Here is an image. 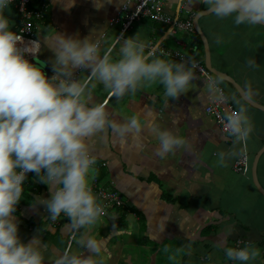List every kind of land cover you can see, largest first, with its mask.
I'll list each match as a JSON object with an SVG mask.
<instances>
[{
  "label": "crops",
  "instance_id": "crops-1",
  "mask_svg": "<svg viewBox=\"0 0 264 264\" xmlns=\"http://www.w3.org/2000/svg\"><path fill=\"white\" fill-rule=\"evenodd\" d=\"M44 1L45 17L35 32L39 41L37 58L48 66L52 75L54 54L48 45L55 32L81 39L94 33V39L100 37L101 54L112 48V56L118 58L123 40L116 42L120 24L113 20L120 15L122 6L116 0L100 10L94 8L92 0H76L67 12L52 0ZM178 4L179 0H170L166 13L177 15ZM204 10L207 7L203 2L193 4L190 0L183 6L180 17L193 21ZM16 13L14 5L5 13L12 22L13 32ZM198 23L208 43L212 69L231 78L243 91L250 84V99L264 106V26H238L232 17L220 19L213 14ZM136 34L146 45L159 42L196 61L202 57L201 65H205L202 42L200 45L194 35L170 33L166 27L148 20L134 23L123 39ZM249 60L257 66H250ZM193 73L188 90L176 99L166 97L158 81L144 83L135 93L120 98L93 81L96 87L90 95L86 93L87 103L104 104L111 119L124 123L135 116L143 129L139 137L129 135L123 142L114 139L110 128L93 137L91 146L96 160L93 167L101 179L98 185L119 193L127 207L133 209L123 216L118 212L120 209L109 208L93 228L95 237L105 241L106 253L94 257L103 264H241L225 255V249L236 239L246 240L247 246L258 251L257 257L246 264H264V196L252 179L253 164L258 157L256 177L264 190V113L243 102L225 79L215 78L209 72L216 85L230 96L234 108H245L251 122L247 141L234 144V138L222 133L205 113V107L214 98L209 95V83ZM89 74L88 69H76L73 78L84 79ZM155 127L172 129L187 139V148L182 146L163 158L156 157L159 140L153 131ZM243 154L247 165L235 171L234 164ZM29 178L13 213L18 221V236L25 244L37 237L41 246L49 249L44 264H54L67 241L69 233L64 227L70 221L62 216L56 221L48 218L46 206L34 201L37 197L50 199V187L32 174ZM94 179L97 180L96 176ZM83 231H77L76 237ZM73 241L72 253H78V245ZM80 251L85 258L94 256L88 249Z\"/></svg>",
  "mask_w": 264,
  "mask_h": 264
},
{
  "label": "clouds",
  "instance_id": "clouds-1",
  "mask_svg": "<svg viewBox=\"0 0 264 264\" xmlns=\"http://www.w3.org/2000/svg\"><path fill=\"white\" fill-rule=\"evenodd\" d=\"M113 2L92 0L96 10ZM197 2H203L207 12L217 18L232 17L238 26L264 24V0H193V4ZM11 3L12 0H0V264H44L49 252L37 237L25 244L18 236V221L13 213L22 199L29 172L35 173L51 191L50 199L37 197L34 203L45 205L52 221L61 215L67 217L70 222L64 231L78 245V253L63 251L54 264H103L102 260L94 259L106 253V246L93 232L104 212L91 185L96 172L93 137L110 128L114 139L123 142L129 135L139 137L143 129L135 116L124 123L111 119L104 104L87 103L86 93L90 95L96 87L93 81L117 98L135 93L144 83L158 81L164 87V95L176 99L188 90L196 65L186 67L183 62L168 61L146 51L147 45L137 34L123 39L118 58H114L112 48L101 54L100 37L94 39V33L81 39L55 32L48 45L54 54L51 62L54 75L46 78L42 71L44 62L37 66L26 59V54L38 52L39 41L21 47L22 36L10 30L12 22L5 13L10 11ZM52 3L67 12L76 0H52ZM116 3L127 7L131 0ZM248 63L257 66L253 60ZM76 69H88L90 74L75 79ZM216 83L209 84V95L223 103L227 97ZM242 96L251 98L250 84ZM222 120L234 144L247 141L252 125L244 107L226 112ZM153 131L159 140L156 157L163 158L182 146L187 148V139L172 129L155 127ZM80 229L84 231L76 237ZM80 249H88L94 256L85 258ZM225 255L246 264L257 257L258 251L247 245L229 247Z\"/></svg>",
  "mask_w": 264,
  "mask_h": 264
},
{
  "label": "built area",
  "instance_id": "built-area-1",
  "mask_svg": "<svg viewBox=\"0 0 264 264\" xmlns=\"http://www.w3.org/2000/svg\"><path fill=\"white\" fill-rule=\"evenodd\" d=\"M170 0H131V3L120 8V15L118 18L113 20V23L120 24V34L117 37L116 42L123 40L124 34L128 32L134 23H138L141 20H148L156 24L166 27L168 32L176 33L183 32L186 34L194 35L196 34L193 21L191 18H181V10L183 6L190 2V0H179L178 13L177 15H169L165 11L166 5ZM11 5L16 8V21L14 32L22 36L21 47L27 46L30 41L35 39V32L38 29V24H40L45 17L46 4H39L33 6L31 0H12ZM39 49V44L37 45ZM146 51H152L160 56L183 62L191 67L195 64L196 67L192 70L199 76L204 78L209 84L215 81L214 78L210 77V73L200 65L196 60L189 58V56L176 50H170L163 47L159 42L148 43ZM36 54H26V59L35 57ZM216 87L222 91L226 98V93L223 88L216 85ZM235 110L232 104L225 99V102L221 103L217 100H212V102L205 107V113L213 119L220 131L224 134H228L224 129L222 120L226 112H231ZM247 165V158L243 154L237 158L234 169L235 171H241ZM104 165H101V167ZM30 173V172H29ZM27 173V175L29 174ZM92 188L99 200L100 205L104 209V212L109 208H120L123 202L119 196V193L111 188H106L99 186L96 180L92 181ZM73 236L70 237V240ZM247 241L244 239H236V248H241L242 245H246Z\"/></svg>",
  "mask_w": 264,
  "mask_h": 264
},
{
  "label": "water",
  "instance_id": "water-1",
  "mask_svg": "<svg viewBox=\"0 0 264 264\" xmlns=\"http://www.w3.org/2000/svg\"><path fill=\"white\" fill-rule=\"evenodd\" d=\"M208 15H211V13H208L207 10H204V11H201L199 12L193 19V26H194V29L196 31V34H198V36L200 37L201 39V42H202V45H203V50H204V56H205V69L210 72L215 78H218V79H225V81H227L231 86L232 88L237 92V94L239 95V98L245 102L247 105L261 111L264 113V106L258 104V103H255L253 102L251 99H245L243 96H242V92H243V89L235 82L233 81L231 78L227 77V76H224L222 74H220L219 72L215 71L212 69L211 67V64H210V57H209V48H208V43H207V40L206 38L204 37L202 31L200 30V27H199V23L198 21L205 17V16H208ZM259 25H262L264 26V24H259ZM30 63H34V64H37V66H39V62H43L40 58H32V59H28ZM42 71L45 72V75H46V78H50L52 76L48 66L45 64V67L42 69ZM257 160H258V157L256 158V162L253 164V168H252V179H253V184L254 186L257 188V190L259 191V193L264 196V190L260 187L258 181H257V177H256V163H257Z\"/></svg>",
  "mask_w": 264,
  "mask_h": 264
},
{
  "label": "trees",
  "instance_id": "trees-1",
  "mask_svg": "<svg viewBox=\"0 0 264 264\" xmlns=\"http://www.w3.org/2000/svg\"><path fill=\"white\" fill-rule=\"evenodd\" d=\"M45 1L44 0H31V3H32V5L33 6H35V5H39V4H45L44 3ZM154 23V22H153ZM156 24V23H155ZM194 36L196 37V39H197V41H198V43L200 44L201 43V40L199 39V37H198V35L197 34H194ZM201 45V44H200ZM162 57V56H161ZM166 59H169V58H166ZM170 60H172V59H170ZM197 62L201 65V64H203V58L202 57H197ZM176 61V60H175ZM177 62H179V61H177ZM189 67V66H188ZM237 94V93H236ZM226 97L228 98V100L231 102V99H230V96L229 95H226ZM232 103V102H231ZM32 174V176L34 177V178H36V174L35 173H31ZM31 174H29L28 176H27V178H26V180L24 181V184L25 183H28L29 182V176L31 175ZM105 174L106 173H104V177H105ZM95 176H96V179H97V182H101L100 180L101 179H99L98 177H97V175L95 174ZM24 190H25V187H24ZM23 194H24V192H23ZM122 200H123V198H122ZM123 202H124V200H123ZM116 209H120L118 212L119 213H121L123 216H124V214L126 213V212H130V211H133V209H130V208H128L127 207V205H126V203L124 202V204L122 205V207H120V208H116ZM245 245H242V247H244ZM230 247H232V248H236V246H235V243H233L232 242V245L230 246ZM241 247V248H242Z\"/></svg>",
  "mask_w": 264,
  "mask_h": 264
},
{
  "label": "rangeland",
  "instance_id": "rangeland-1",
  "mask_svg": "<svg viewBox=\"0 0 264 264\" xmlns=\"http://www.w3.org/2000/svg\"><path fill=\"white\" fill-rule=\"evenodd\" d=\"M185 54V53H184ZM185 55H187V54H185ZM188 56V55H187ZM238 110V109H237ZM102 184H104V183H102ZM100 186H102L101 184H100ZM210 232H213V231H210ZM74 243L76 242L75 241V239H74V241H73ZM70 244V245H69ZM73 243L71 242L70 243V241L68 242V241H66V243H65V245L62 247V249H63V251H65V249H67V251L69 250V251H71V252H73V245H72ZM263 250H262V253H264V248H262ZM63 251H62V253H61V255L63 254Z\"/></svg>",
  "mask_w": 264,
  "mask_h": 264
},
{
  "label": "bare ground",
  "instance_id": "bare-ground-1",
  "mask_svg": "<svg viewBox=\"0 0 264 264\" xmlns=\"http://www.w3.org/2000/svg\"><path fill=\"white\" fill-rule=\"evenodd\" d=\"M100 167V166H99ZM101 168V167H100ZM32 172H30L29 174H31ZM28 174V175H29ZM27 175V176H28ZM95 180V179H94ZM97 181V180H96ZM92 185V184H91ZM99 186H100V184H99ZM95 194V193H94ZM63 218H67V217H65V216H63V215H61ZM76 234H77V232H76ZM72 235L71 234H68V236H67V241L69 242L70 241V243L73 241V239L74 238H72L71 240H70V237H71ZM70 245V244H69Z\"/></svg>",
  "mask_w": 264,
  "mask_h": 264
}]
</instances>
